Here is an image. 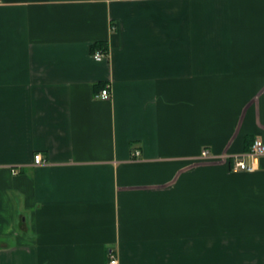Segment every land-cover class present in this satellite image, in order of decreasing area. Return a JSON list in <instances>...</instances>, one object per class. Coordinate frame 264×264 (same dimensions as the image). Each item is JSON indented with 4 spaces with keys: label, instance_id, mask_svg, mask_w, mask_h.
Wrapping results in <instances>:
<instances>
[{
    "label": "crops",
    "instance_id": "1",
    "mask_svg": "<svg viewBox=\"0 0 264 264\" xmlns=\"http://www.w3.org/2000/svg\"><path fill=\"white\" fill-rule=\"evenodd\" d=\"M255 138L264 0H0V264H264Z\"/></svg>",
    "mask_w": 264,
    "mask_h": 264
},
{
    "label": "built area",
    "instance_id": "2",
    "mask_svg": "<svg viewBox=\"0 0 264 264\" xmlns=\"http://www.w3.org/2000/svg\"><path fill=\"white\" fill-rule=\"evenodd\" d=\"M103 57V53L101 51H94L93 59L100 60ZM99 99H109L110 98V90L107 86L101 88L97 93L96 96ZM134 154L138 155V152L135 151ZM201 155L204 157H209L208 152L206 149H203ZM261 156H264V143L261 139L255 138L249 150L245 152H241L237 154V156H231V170L237 173L238 171H246L252 173L257 168L258 160ZM34 163L36 164H43L45 161L43 160L40 153H35L33 156ZM15 173V172H14ZM106 264H118V258L113 252L109 253L108 261Z\"/></svg>",
    "mask_w": 264,
    "mask_h": 264
},
{
    "label": "trees",
    "instance_id": "3",
    "mask_svg": "<svg viewBox=\"0 0 264 264\" xmlns=\"http://www.w3.org/2000/svg\"><path fill=\"white\" fill-rule=\"evenodd\" d=\"M94 48H99V49H103V50H108L106 48V44L103 42H97L92 46V51L94 50Z\"/></svg>",
    "mask_w": 264,
    "mask_h": 264
}]
</instances>
